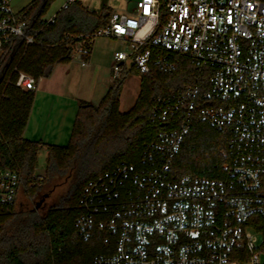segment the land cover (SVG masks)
<instances>
[{
	"label": "built area",
	"instance_id": "built-area-1",
	"mask_svg": "<svg viewBox=\"0 0 264 264\" xmlns=\"http://www.w3.org/2000/svg\"><path fill=\"white\" fill-rule=\"evenodd\" d=\"M10 1L0 0V57L13 37L26 46L36 38ZM99 37L128 44L114 54L115 79L131 68L171 72L178 55L202 78L154 105L155 118L169 124L140 166L123 164L85 188L76 226L85 240L101 239L94 264H261L249 229L264 220V0H139L79 36L73 53L86 58ZM15 85L33 91L36 80L19 72ZM182 109L230 137L228 160L211 174L174 169L190 116L175 126L170 118ZM19 185L16 173L0 171V204H12Z\"/></svg>",
	"mask_w": 264,
	"mask_h": 264
},
{
	"label": "trees",
	"instance_id": "trees-1",
	"mask_svg": "<svg viewBox=\"0 0 264 264\" xmlns=\"http://www.w3.org/2000/svg\"><path fill=\"white\" fill-rule=\"evenodd\" d=\"M54 1L32 0L24 12L27 33L36 35L35 42L26 46L24 39L13 37L0 57V171L16 173L19 188L31 199L59 179L72 183L42 218L31 211H17L15 202L0 204V264H94L103 252L101 239L85 240L76 226L85 188L123 164L140 166L147 146L156 142L169 124L155 118L154 105L160 99L175 98L202 78L200 67L188 56H175L171 72L154 66L150 73L141 74L131 68L115 79L99 104H80L68 145L25 139L36 92L15 85L18 73L31 75L36 84L50 78L57 65L72 61L71 44L106 26L113 14L107 6L98 14L75 0L46 20L44 15ZM130 72L141 76L140 94L135 105L122 112V88ZM207 88L208 81L202 94ZM186 116H190L189 131L174 169L178 176L211 174L228 160L230 137L184 109L170 122L175 126ZM43 148L48 159L40 178L36 169ZM255 227L264 232V220L256 219Z\"/></svg>",
	"mask_w": 264,
	"mask_h": 264
},
{
	"label": "rangeland",
	"instance_id": "rangeland-1",
	"mask_svg": "<svg viewBox=\"0 0 264 264\" xmlns=\"http://www.w3.org/2000/svg\"><path fill=\"white\" fill-rule=\"evenodd\" d=\"M86 7H88L90 10L98 13L102 10L104 6L109 7L112 9L113 13H126L129 11V7L139 1V0H80ZM32 2V0H11L10 4L13 10L18 13L25 8L28 7V5ZM65 3V0H55L52 5L49 6L47 9L44 19L48 20L50 19L61 7H63V4ZM128 47L126 45H122L121 41L116 39H110V38H104L99 37L95 40L94 44V52L91 57V59L84 60L86 65H88L86 68L81 69V67H78V72H81V75H85L83 77V87L84 88H95V96L93 103H98V97L100 92L103 89V86L107 85L108 82V76L110 75L111 69H112V63H113V56L116 51H128ZM74 63H81L79 61V55L76 53H72ZM89 56H87L88 58ZM79 75V73H78ZM86 77H89L90 79H86ZM141 76L139 74H136L134 72H130L126 74L125 77V84L123 85V88L125 91H131L134 87L138 86V81ZM68 114V113H67ZM76 115L71 118L69 114L65 117V122L62 120V128L61 125L59 129L54 133L53 135H49L48 139L51 143L66 146L70 142L71 134L73 125L76 119ZM42 131V132H41ZM44 126H42L39 130H30L28 132V137L36 140H42L45 139L43 132ZM42 135V136H41ZM47 139V138H46ZM47 159H48V153L46 150H42L38 157V167L36 169V174L38 177L42 178L45 175L46 168H47ZM72 183V180L68 179H59L54 182V184H51L49 186H46L45 188H42L40 191V194L37 198L31 199L29 198L23 190V187H20L17 191V195L15 198V204L17 211L22 210L24 212L31 211L32 213H35V215L38 218L44 217L48 210L59 202L61 196L66 194L68 189L70 188V185ZM48 195L47 199L39 206L37 207V204L41 201V198L44 195ZM249 230L254 231L258 236V247L260 249V262L261 264H264V249L262 248L264 243V232L262 231H255L253 228H250Z\"/></svg>",
	"mask_w": 264,
	"mask_h": 264
},
{
	"label": "crops",
	"instance_id": "crops-1",
	"mask_svg": "<svg viewBox=\"0 0 264 264\" xmlns=\"http://www.w3.org/2000/svg\"><path fill=\"white\" fill-rule=\"evenodd\" d=\"M67 1L68 0H65L63 6L66 4ZM134 4L135 3H133L129 7V11L133 10ZM62 8L63 7H61L58 11H60ZM101 11L98 12V14L101 13ZM21 12H24V10L18 13ZM56 13L48 20H51L56 15ZM119 41H121L122 45L124 44L128 47V44L125 41L123 40H119ZM94 44L91 48V53L88 58L79 56L80 59L79 61H81V63L79 62L76 64L71 61L68 64L57 65L50 78H43L38 81L35 89L36 92L35 101L33 104V108L31 111L27 128L24 132L25 139L31 141H41L45 144H53L48 139V136L56 133L60 125L62 128V120L65 122V117L68 114L71 118H73L75 114H77L80 104L83 102L94 104L93 100L96 92L95 88L94 89H91L89 87L84 88L83 77L87 74L84 73V75H81V72H78L79 71L78 67L84 69L88 66L86 65L84 60L91 59L94 52ZM113 64H114V56H113L112 66ZM107 78H108L107 85L103 86L102 91H99L100 94L98 97L99 98L98 103L104 98V96L107 94L109 90V87L115 82L112 69L110 75ZM86 79L88 80L90 78L86 77L85 80ZM138 82H139L138 86L134 87L133 90L131 91L127 90L126 92L125 89L122 88L121 100H120V110L122 112L129 111L135 105L138 96L140 94L141 77L139 78ZM42 126H44L43 135L45 139L36 140L27 136L30 130H39ZM53 145H57V144H53ZM42 150H46V149L43 148Z\"/></svg>",
	"mask_w": 264,
	"mask_h": 264
},
{
	"label": "water",
	"instance_id": "water-1",
	"mask_svg": "<svg viewBox=\"0 0 264 264\" xmlns=\"http://www.w3.org/2000/svg\"><path fill=\"white\" fill-rule=\"evenodd\" d=\"M48 195H44L42 198H41V201L37 204V207H39L46 199H47Z\"/></svg>",
	"mask_w": 264,
	"mask_h": 264
}]
</instances>
